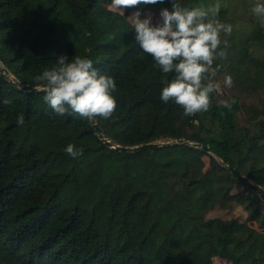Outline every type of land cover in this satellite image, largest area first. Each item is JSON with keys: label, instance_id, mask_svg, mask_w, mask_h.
I'll list each match as a JSON object with an SVG mask.
<instances>
[{"label": "trees", "instance_id": "16d2710c", "mask_svg": "<svg viewBox=\"0 0 264 264\" xmlns=\"http://www.w3.org/2000/svg\"><path fill=\"white\" fill-rule=\"evenodd\" d=\"M179 2L193 7L198 0ZM111 3L0 0V64L14 78L0 73V264H212L216 257L264 264V100L243 123L239 100L225 107L216 92L208 111L183 116L180 106L160 99L173 74L135 41L126 16L137 9L122 16ZM161 7L170 8L168 0L141 11ZM224 13L220 8L217 19ZM61 56L89 58L99 74L114 78L117 107L108 119L95 117L113 144L183 139L210 152L171 145L116 153L96 136L90 118L57 115L42 91L18 87L41 88L45 82L35 78ZM239 64L264 95L260 22L244 40ZM68 144L83 155L71 158ZM235 206L245 221L207 217Z\"/></svg>", "mask_w": 264, "mask_h": 264}, {"label": "clouds", "instance_id": "9594fccd", "mask_svg": "<svg viewBox=\"0 0 264 264\" xmlns=\"http://www.w3.org/2000/svg\"><path fill=\"white\" fill-rule=\"evenodd\" d=\"M169 7H161L158 19L152 22L150 11L143 6L164 4L165 0H112V6L124 16V9H137L126 16L135 32L140 49L156 62L163 73L173 76L160 92V99L170 100L183 109V116L206 112L211 106V94L221 92L212 77L220 65L213 68L214 61L224 58L226 52L217 49L221 45V33L231 34L232 25L217 19L221 4L183 6L179 0H168ZM252 13L264 27V0H256ZM56 67L44 70L35 79L44 81L41 91L43 100L57 115L76 114L84 118L108 119L117 107L112 93L116 90L113 77L99 74L89 58L79 56L69 59L61 56ZM11 76V75H10ZM13 77V76H12ZM232 77L224 83L232 85ZM4 104L11 100L4 99ZM225 107L229 105L225 102ZM23 125L24 116L16 118ZM65 152L73 159L83 155V148L68 144Z\"/></svg>", "mask_w": 264, "mask_h": 264}, {"label": "rangeland", "instance_id": "374dc122", "mask_svg": "<svg viewBox=\"0 0 264 264\" xmlns=\"http://www.w3.org/2000/svg\"><path fill=\"white\" fill-rule=\"evenodd\" d=\"M217 0H198L195 6L198 5H212ZM256 0H219L221 8L224 9L225 13L222 18H219L221 22L232 25L231 34L221 33V45L217 49V52L223 50L226 52L224 58H217L215 60L216 65H220L218 71L215 72L212 80L218 83L221 87V92L217 93V100L222 103H228L234 98L239 100L240 113L239 121L243 123L252 113V109H257L264 100V95L260 94L258 90H255L253 83L250 81L252 75L241 74L244 68L239 64V54L241 52L243 42L247 39L252 31L254 25L259 22V19L252 13L251 8L254 6ZM109 9L117 11L112 3ZM124 11V10H123ZM158 13H152L153 20L155 23L158 19ZM131 15V14H130ZM141 18H144L142 14ZM248 52L251 56L256 57V52L253 47H249ZM258 54V53H257ZM263 56L262 53L258 54ZM230 75L232 77V85L229 87L225 85V77ZM9 77H12L9 75ZM207 160L205 164L207 165ZM261 211L264 212V200H261ZM208 218H222V219H238L245 221L246 213L240 206H235L230 210H215L207 215ZM212 264H231L230 261L220 258H213Z\"/></svg>", "mask_w": 264, "mask_h": 264}, {"label": "water", "instance_id": "95a60500", "mask_svg": "<svg viewBox=\"0 0 264 264\" xmlns=\"http://www.w3.org/2000/svg\"><path fill=\"white\" fill-rule=\"evenodd\" d=\"M0 73L5 76L6 79L8 80H14L13 77H9V73L8 71L0 64ZM18 84V83H16ZM18 87L21 88L22 90H26V91H30V92H39L41 91V88L38 87H30L27 85H19ZM90 123L93 127V130L96 134V136L109 148H111L114 152L116 153H122L125 155H133V154H138L140 152L143 151H147V150H152L155 148H161V147H167V146H171V145H183V146H189L195 149H200L202 151H206V152H210V149L204 145H201L199 143H192V142H188L186 140L183 139H178V140H173V141H167V142H155V143H148V144H144V145H140L137 147H122V146H118L116 144H113L112 142H110L109 140H107L104 135L102 134V131L99 127V125L95 122V118H90ZM225 168L235 177L237 178V180L243 184H246L247 186H249L251 189L256 190V191H262V189L253 184L252 182H250L246 177H244L242 174H240L236 169H234L232 166L230 165H225Z\"/></svg>", "mask_w": 264, "mask_h": 264}]
</instances>
